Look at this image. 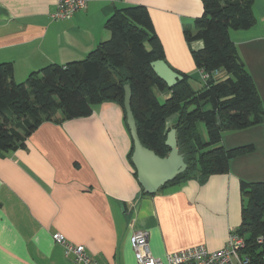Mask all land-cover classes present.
Masks as SVG:
<instances>
[{
	"label": "crops",
	"instance_id": "crops-1",
	"mask_svg": "<svg viewBox=\"0 0 264 264\" xmlns=\"http://www.w3.org/2000/svg\"><path fill=\"white\" fill-rule=\"evenodd\" d=\"M56 3L0 0V63L14 64L15 79L85 58L110 38L106 21L113 12L130 5L149 9L168 63L201 78L190 46L200 49L203 42L189 45L184 30L202 15V0H91L66 20L51 16ZM253 10L255 24L230 36L264 105V0H254ZM222 144L255 149L202 184L190 179L148 195L128 158L132 139L117 103L99 104L87 117L43 122L24 147L0 156V264H76L53 238L56 232L102 263L136 264L131 238L137 230L148 232L152 254L164 261L199 244L224 248L243 221L241 181L264 182V119L224 131Z\"/></svg>",
	"mask_w": 264,
	"mask_h": 264
},
{
	"label": "trees",
	"instance_id": "trees-1",
	"mask_svg": "<svg viewBox=\"0 0 264 264\" xmlns=\"http://www.w3.org/2000/svg\"><path fill=\"white\" fill-rule=\"evenodd\" d=\"M202 3L203 13L195 18L194 28L184 30L189 45L203 42L200 49L190 46L196 68L209 74L199 90L192 86L190 73L168 63L144 5L116 9L106 21L110 38L83 59L48 64L31 72L22 82L16 81L12 62H1L0 156L24 147L26 138L43 122L62 123L87 117L104 102H115L121 107L130 134L124 107L125 85L129 84L131 107L145 146L167 156L171 150L166 145L168 132L176 129L178 148L188 167L165 186L190 179L202 184L212 174L228 172L234 158L252 152L255 146L225 148L223 132L247 128L264 119L256 83L230 36L232 29H248L255 24L254 0ZM160 59L184 77L172 88L153 69L152 62ZM220 70L227 74L223 79L213 75ZM157 92L170 95L161 102ZM175 114L177 120L168 126V119ZM200 123L205 126L206 138ZM133 150L132 140L128 154L131 163ZM134 175L137 178L136 171ZM240 189L243 221L236 231L245 239L243 252L251 264H264V182L242 180Z\"/></svg>",
	"mask_w": 264,
	"mask_h": 264
},
{
	"label": "built area",
	"instance_id": "built-area-1",
	"mask_svg": "<svg viewBox=\"0 0 264 264\" xmlns=\"http://www.w3.org/2000/svg\"><path fill=\"white\" fill-rule=\"evenodd\" d=\"M90 1L57 0L56 9L51 16L56 20L69 19L76 12L85 9ZM200 74L206 82L209 74L203 70H200ZM53 238L64 246L68 255L74 257L76 264H119L116 262L102 263L88 254L84 245L68 241L61 233H54ZM131 240L136 264H251L250 257L243 252L245 239L236 230L231 233L228 244L220 250L210 251L204 244H199L169 253L165 261L152 254L147 231H135ZM259 241L262 242L263 239L259 238Z\"/></svg>",
	"mask_w": 264,
	"mask_h": 264
},
{
	"label": "water",
	"instance_id": "water-1",
	"mask_svg": "<svg viewBox=\"0 0 264 264\" xmlns=\"http://www.w3.org/2000/svg\"><path fill=\"white\" fill-rule=\"evenodd\" d=\"M152 66L158 76L166 81L170 88L174 87L184 78L165 60H155L152 62ZM131 99L132 90L130 85L126 84L124 107L134 147L131 159L137 173V180L142 189L146 193L153 195L167 183L173 181L179 174L187 170L188 165L184 159V155L179 151L175 128H171L168 132L166 145L171 150L167 156L158 155L154 150L142 143L131 107Z\"/></svg>",
	"mask_w": 264,
	"mask_h": 264
},
{
	"label": "rangeland",
	"instance_id": "rangeland-1",
	"mask_svg": "<svg viewBox=\"0 0 264 264\" xmlns=\"http://www.w3.org/2000/svg\"><path fill=\"white\" fill-rule=\"evenodd\" d=\"M198 75L197 76L195 75L194 77L192 76V78L190 80V82L192 83V85L195 89L201 88L203 83H204L203 79L200 78V75L199 76ZM23 78H26V77H23ZM24 80L25 79H21V77H18L16 79V81H18V82H22ZM157 95H158L159 100L161 102H164V100H165L164 94L162 92H157ZM200 131H201L202 135L204 136V138H206L207 132H206V129H205V126L203 123H200ZM255 182H259V181H255Z\"/></svg>",
	"mask_w": 264,
	"mask_h": 264
}]
</instances>
